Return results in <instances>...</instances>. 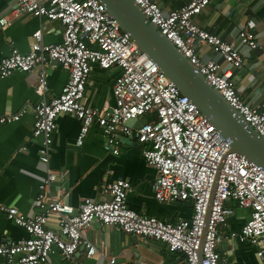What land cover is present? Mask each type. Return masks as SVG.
Masks as SVG:
<instances>
[{"label": "built area", "instance_id": "2783aa9c", "mask_svg": "<svg viewBox=\"0 0 264 264\" xmlns=\"http://www.w3.org/2000/svg\"><path fill=\"white\" fill-rule=\"evenodd\" d=\"M133 1L245 122L264 137V104L255 106L246 102L233 84L232 69L222 68L215 60L203 61L196 52L195 44L199 42L210 45L233 68L244 61L234 43L194 22L211 0H190L169 13L156 0ZM21 14L59 21L64 31L62 42L46 44L39 29L33 33L28 52L13 48L10 55L0 60V80L15 71L40 69L34 87L42 100L33 108L32 135L40 139L39 160L46 168V178L39 185L34 201L37 213L25 216L13 206L0 204V212L27 233L26 238L0 245V264H47L51 255L57 253L71 259L80 246L85 247L89 258L102 256L104 264H123L104 248L98 249L87 237V230L95 222L143 239L161 241L169 252L182 254L180 264H221L219 245L225 239L258 247V255L263 259L264 169L231 151L230 141L137 47L130 34L108 13L105 4L100 0H18L9 15L0 17V26L7 27ZM254 28L255 24L250 23L239 33L241 44L253 50L260 48ZM93 65L120 71L113 85L112 106L106 103L98 108L86 102ZM56 67L67 70L69 79L59 95L47 99V69ZM25 112L22 109L0 114V124L18 122ZM61 114H72L80 121L78 147L84 145L93 126L104 135V150L115 155L120 153L122 137L136 136L144 146V159L156 171L153 185L156 200L191 202L192 216L168 222L135 212L127 204L132 184L126 179L103 186L102 193L109 197L105 201L85 198L77 210L66 203L52 191L58 174L50 167L57 118ZM142 117L147 120L135 128L133 124ZM234 206L250 212L239 231L230 229ZM51 217L56 218V226L50 225Z\"/></svg>", "mask_w": 264, "mask_h": 264}, {"label": "crops", "instance_id": "0c3cea01", "mask_svg": "<svg viewBox=\"0 0 264 264\" xmlns=\"http://www.w3.org/2000/svg\"><path fill=\"white\" fill-rule=\"evenodd\" d=\"M169 13L189 3L190 0H156ZM18 0H0V17L9 15L17 7ZM194 22L202 29L218 35L236 45L243 55V64L233 68L225 63L210 45L196 43L195 49L203 61L215 60L222 68H231L233 84L242 98L255 106L264 104V0H211L210 4ZM255 24L254 32L260 48L251 49L241 44L240 31L248 24ZM41 29L46 44H58L63 40L64 27L59 21L21 14L11 23L0 26V60L10 55L13 48L22 53L29 51L33 33ZM40 69L31 72L15 71L0 80V114L17 113L25 109L20 121L0 124V204L13 206L25 216L37 213L34 201L39 185L46 178V168L39 160L40 139L32 135L34 106L42 97L35 92L34 84ZM49 90L47 99L61 93L69 79V72L62 67L47 69ZM120 71L117 68L103 70L93 65L86 89V102L101 108L108 103L114 105L113 85ZM147 118H139L133 126L139 127ZM80 121L72 114H61L57 118V130L51 148V163L58 174L52 191L59 194L76 210L85 198L97 202L109 197L102 188L117 179L129 180L132 191L127 204L137 213L153 216L163 221L177 222L193 214L191 202L161 203L154 195L156 171L147 164L136 136L121 138L120 153L115 155L104 150V135L93 126L82 147L76 145ZM26 147V149H22ZM235 207L229 219L230 229L239 231L250 216L248 210ZM50 225L56 226L51 217ZM87 237L108 255L117 256L123 264H180L182 254L169 252L158 240L143 239L130 235L100 222L92 223ZM21 226L0 212V245L26 238ZM221 264H262L259 248L238 240L225 239L219 245ZM85 247L80 246L71 259L59 253L51 255L47 264H104L102 256L87 257ZM2 259L0 258V262Z\"/></svg>", "mask_w": 264, "mask_h": 264}, {"label": "water", "instance_id": "95a60500", "mask_svg": "<svg viewBox=\"0 0 264 264\" xmlns=\"http://www.w3.org/2000/svg\"><path fill=\"white\" fill-rule=\"evenodd\" d=\"M100 1L105 4L111 17L118 21L121 29L130 34L137 47L158 65L181 94L187 96L230 141L231 151L247 157L264 169V137L246 123L182 51L146 19L140 7L133 0ZM215 189L216 184L212 199ZM199 257L201 261L202 246Z\"/></svg>", "mask_w": 264, "mask_h": 264}]
</instances>
